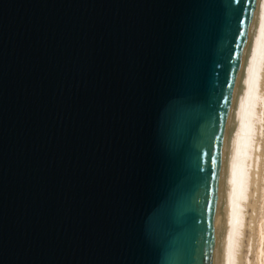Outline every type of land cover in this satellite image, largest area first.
I'll use <instances>...</instances> for the list:
<instances>
[{"label": "water", "instance_id": "1", "mask_svg": "<svg viewBox=\"0 0 264 264\" xmlns=\"http://www.w3.org/2000/svg\"><path fill=\"white\" fill-rule=\"evenodd\" d=\"M258 0H0V264H216Z\"/></svg>", "mask_w": 264, "mask_h": 264}, {"label": "bare ground", "instance_id": "2", "mask_svg": "<svg viewBox=\"0 0 264 264\" xmlns=\"http://www.w3.org/2000/svg\"><path fill=\"white\" fill-rule=\"evenodd\" d=\"M263 86L264 0H258L231 118L216 264H238L246 226V202L252 185L255 184L257 193V208L251 207L254 214L264 196ZM260 216L253 228L254 264H264V227ZM244 264L252 262L246 257Z\"/></svg>", "mask_w": 264, "mask_h": 264}, {"label": "rangeland", "instance_id": "3", "mask_svg": "<svg viewBox=\"0 0 264 264\" xmlns=\"http://www.w3.org/2000/svg\"><path fill=\"white\" fill-rule=\"evenodd\" d=\"M263 89H264V86L262 87V90ZM263 92H264V90H263ZM261 184H264V180L262 181ZM255 191H256V186L254 184V185H252V188L250 189L249 200L246 202V205H248L247 206L248 207L247 210L245 209V213H246L245 224H246V226H245L244 237H243V240H242V248H241V253H240L239 259H238L239 260L238 264H244L246 257L252 262V264H254V247H255V243L252 241V236H253L254 225L256 224L257 219H259L261 217L260 214L262 215V219L261 220H262V224H263V227H264V196L262 198V202H261V200H259L260 206H258V210L254 214L252 208H253V206H254V208H257V206L255 207V205H256V201H255L256 199L255 198L257 196V193ZM259 207H260V209L262 207V210H260ZM256 214H257V217H256V221H255L254 216ZM252 221H253V223H252ZM252 245H253V247H251ZM243 260H244V262H243Z\"/></svg>", "mask_w": 264, "mask_h": 264}, {"label": "snow or ice", "instance_id": "4", "mask_svg": "<svg viewBox=\"0 0 264 264\" xmlns=\"http://www.w3.org/2000/svg\"><path fill=\"white\" fill-rule=\"evenodd\" d=\"M254 55H255V53H254Z\"/></svg>", "mask_w": 264, "mask_h": 264}]
</instances>
